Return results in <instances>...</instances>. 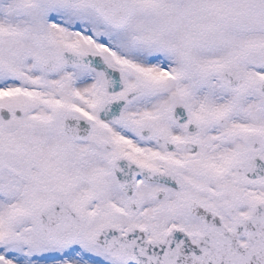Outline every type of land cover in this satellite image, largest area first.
Returning <instances> with one entry per match:
<instances>
[{
  "label": "snow or ice",
  "instance_id": "6c2138e0",
  "mask_svg": "<svg viewBox=\"0 0 264 264\" xmlns=\"http://www.w3.org/2000/svg\"><path fill=\"white\" fill-rule=\"evenodd\" d=\"M0 264H264V0H0Z\"/></svg>",
  "mask_w": 264,
  "mask_h": 264
}]
</instances>
